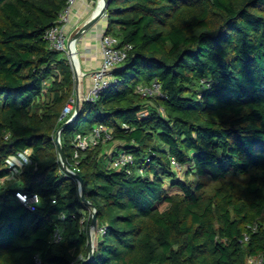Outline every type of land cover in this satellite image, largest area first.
<instances>
[{
    "label": "trees",
    "instance_id": "16d2710c",
    "mask_svg": "<svg viewBox=\"0 0 264 264\" xmlns=\"http://www.w3.org/2000/svg\"><path fill=\"white\" fill-rule=\"evenodd\" d=\"M68 1L0 0V264L89 256L93 207L55 141L74 69L46 38ZM106 18L105 33L133 48L61 134L96 208L86 264H264V0H109ZM155 80L166 98L138 92ZM98 125L116 149L76 157L77 135ZM26 149L32 162L13 179L7 159ZM122 149L131 173L111 165ZM16 191L40 202L32 210Z\"/></svg>",
    "mask_w": 264,
    "mask_h": 264
},
{
    "label": "built area",
    "instance_id": "2783aa9c",
    "mask_svg": "<svg viewBox=\"0 0 264 264\" xmlns=\"http://www.w3.org/2000/svg\"><path fill=\"white\" fill-rule=\"evenodd\" d=\"M76 0H69L67 7L61 12L59 18L54 26H52L46 33V38L49 40L51 46L58 51L65 52L70 57V61H73L72 53L69 51L68 42H67V33L66 26L70 21V13L71 9ZM95 1V0H91ZM104 6L103 0H96V6L94 8V14L96 11H100ZM102 17H107V9L104 12ZM133 46L131 44H125L120 46V40L117 37H114L110 34L103 33L101 37V54H102V62L101 65L93 71L91 74L92 84L90 90L85 97L87 101H96L100 94L104 89L110 87L114 81V70L117 67H120L126 59L130 55V51ZM75 64V63H74ZM76 66V65H75ZM81 71V70H80ZM84 76V73L81 72L80 77ZM203 83H206L203 80ZM138 92L141 93L145 97H164L166 95L162 92L161 83L155 80L151 85H139L137 88ZM77 102L76 95L71 98L70 102L65 106L63 110V116L71 115L69 119L72 118L75 112V105ZM161 112L164 110L161 108ZM123 127H128L127 124H123ZM113 138L112 131L109 127L105 125L96 126L92 132L89 134H78L75 140V145L77 148L76 157L79 156L80 150H87L89 148L94 147L100 142H107ZM32 162L31 159V149H26L24 151L19 152L16 155H12L7 159V164L12 169L13 178L17 177L22 168ZM173 165L177 170L181 169V165L173 159ZM135 164V158L132 154H129L125 151L119 152L117 156H115L111 162L112 167L114 168H126L128 173L132 172V165ZM75 172V170L71 169ZM143 173V169L140 170ZM16 196L18 199L27 207L34 210L36 205L40 202V197L38 194H29L24 191H16ZM92 214L96 212V208L91 209ZM254 228H256L254 226ZM97 231L92 225L89 226V235L93 238L94 233ZM102 233L105 232L104 228L99 229ZM63 239L61 232L58 230L54 233L52 241L60 242ZM249 236H245V240H248ZM36 261L38 264H42L39 256H36ZM263 258L261 256L250 257L248 259L249 264H261ZM78 264V263H75Z\"/></svg>",
    "mask_w": 264,
    "mask_h": 264
},
{
    "label": "crops",
    "instance_id": "0c3cea01",
    "mask_svg": "<svg viewBox=\"0 0 264 264\" xmlns=\"http://www.w3.org/2000/svg\"><path fill=\"white\" fill-rule=\"evenodd\" d=\"M95 6H96V0L75 1L71 9L70 21L65 29L67 33L68 43L72 39L74 34L78 31V29H80L85 23H87L95 15L94 14ZM99 20L77 40L75 45L79 57L80 75L81 72L84 73V76L80 77L78 89L76 92V97L78 94L79 98L82 99H84L87 96L90 90L92 84L91 74L101 65L102 62L101 37L106 29L101 28V24H99L100 22ZM111 148L112 147H110V149ZM111 152H113V150H111ZM94 242H95V238H94Z\"/></svg>",
    "mask_w": 264,
    "mask_h": 264
},
{
    "label": "water",
    "instance_id": "95a60500",
    "mask_svg": "<svg viewBox=\"0 0 264 264\" xmlns=\"http://www.w3.org/2000/svg\"><path fill=\"white\" fill-rule=\"evenodd\" d=\"M104 1V6L103 8L97 13L95 14L92 19H90L87 23H85L80 29H78V31L74 34V36L72 37V39L69 41L68 43V48L69 51H71L72 53V45H76L77 40L87 31L89 30L104 14V12L106 11V9L109 6V0H103ZM77 50V49H76ZM73 69H74V76H75V81L76 84L79 85V80H80V75H79V71L77 70L75 64L71 61ZM80 109V98L79 95L77 94V102L75 105V112L74 115L72 116L71 119H68L57 131L56 136H55V141L57 143L58 146V151L60 154V158H61V162L63 164V167L65 168V170L70 173L71 175H73L76 180L78 181L79 184V188H80V194H81V199L82 201L87 204L88 206H91L93 208H95V206L87 199L86 193H85V187H84V180L82 178V176L79 173H76L74 171H72L66 163L65 157H64V153H63V148L61 145V134L64 128H66V126L68 124H70L77 116L78 112ZM92 226L96 229L97 228V216H96V212L93 213V220H92ZM94 242H93V238L90 236L89 237V256L84 259L82 261V263L80 264H86L88 263L92 257H93V253H94Z\"/></svg>",
    "mask_w": 264,
    "mask_h": 264
},
{
    "label": "rangeland",
    "instance_id": "374dc122",
    "mask_svg": "<svg viewBox=\"0 0 264 264\" xmlns=\"http://www.w3.org/2000/svg\"><path fill=\"white\" fill-rule=\"evenodd\" d=\"M99 21H100L99 24H101V28L102 29H106L107 28V18L106 17H101V19ZM61 55H65V56L69 57L68 54H66L65 52H61ZM77 89H78V85L76 84V92H77ZM104 145H105V148H106V151H107L108 156L111 155V153H112L111 150L114 151L116 149V147L114 146V144H113V146L108 145V143H105ZM110 147H112V148L110 149ZM123 151L124 150L122 149L119 152H123ZM178 175H179V177L184 178V172L183 171H180L178 173ZM11 178H13L12 175H11ZM15 178H17V177H15ZM15 178H13V179H15ZM1 183L2 182L0 181V185H1ZM167 185H168V182H167ZM96 235H97V231H95V233H94L93 242H94V238H95Z\"/></svg>",
    "mask_w": 264,
    "mask_h": 264
},
{
    "label": "bare ground",
    "instance_id": "6f19581e",
    "mask_svg": "<svg viewBox=\"0 0 264 264\" xmlns=\"http://www.w3.org/2000/svg\"><path fill=\"white\" fill-rule=\"evenodd\" d=\"M98 11L95 12V14H97ZM72 58H73V61L76 65V68L77 70L79 71V57H78V53H77V50H76V46L73 44L72 45ZM79 75H80V72H79Z\"/></svg>",
    "mask_w": 264,
    "mask_h": 264
}]
</instances>
